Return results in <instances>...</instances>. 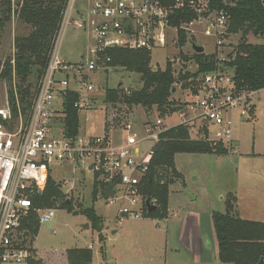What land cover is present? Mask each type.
Returning a JSON list of instances; mask_svg holds the SVG:
<instances>
[{
	"label": "built area",
	"instance_id": "2783aa9c",
	"mask_svg": "<svg viewBox=\"0 0 264 264\" xmlns=\"http://www.w3.org/2000/svg\"><path fill=\"white\" fill-rule=\"evenodd\" d=\"M210 2L66 0L49 62L27 119L21 110L14 117L7 91L6 104L0 107V264H29L33 246L23 244L24 221L32 213L40 224L55 216L54 208L38 207L34 201L45 191L55 162H71L90 172L104 191L109 187L115 191L108 199L111 204L120 200V215L142 217L147 198L143 180L162 132L185 124L190 127L192 138L233 147V130L237 127L233 113L238 111L240 117H247L248 111L253 110L252 98L257 91L237 88L233 70L225 71L226 58L217 50L218 67L200 74L196 90L190 89L195 97L167 114H179L180 121L173 126H167L159 117L144 123L143 134L139 136L133 131L134 125L126 122L125 140L114 144L109 134L89 137L81 136L80 131L67 134L61 122L65 91L84 93L87 97L98 90L89 75L110 68L106 64L111 60L109 49L152 52L173 42L180 30L188 29L186 32L192 39V28L197 24L204 26L206 36L215 38L216 49L225 46L230 40L229 15L211 8ZM179 9L193 11L196 16L175 25L171 17ZM68 26H74L86 38L85 54L79 61L69 62L61 57L62 39ZM75 105L80 114L89 103L79 100ZM148 142L154 145L148 148Z\"/></svg>",
	"mask_w": 264,
	"mask_h": 264
},
{
	"label": "rangeland",
	"instance_id": "374dc122",
	"mask_svg": "<svg viewBox=\"0 0 264 264\" xmlns=\"http://www.w3.org/2000/svg\"><path fill=\"white\" fill-rule=\"evenodd\" d=\"M18 1L12 0L13 9ZM0 22L4 25L0 26V62L3 64L14 56L15 37L28 34L31 28L15 13L5 21L0 12ZM192 30V39L205 46V54L217 50L226 58L225 62L230 60L228 55L240 38L239 34H232L225 46L216 49L215 38L204 34L203 25L197 24ZM248 39L252 43H264L263 37L250 35ZM85 47L83 32L68 26L62 39L61 57L69 62L79 61L85 54ZM182 54L191 57L194 51L188 45H181L177 36L173 42L150 52V65L165 69L169 61L176 75L196 72L195 59L185 60ZM224 66L225 71L230 70L226 64ZM89 80L99 87L87 97L84 93L80 95V101L89 103L79 114L81 136L109 134L111 141L118 144L128 134L123 127L126 122H131L133 131L142 136V125L149 120L161 117L167 126L180 121L178 113L147 116L142 106L128 111L124 105H119L113 121L114 109L104 102L105 89L121 84L126 90H136L142 86L140 75L124 67H110L92 73ZM181 84L173 98L183 103L195 96L191 88ZM71 87L79 88L75 84ZM6 88L5 82L0 80L2 108L7 100ZM252 103L253 110L248 111L247 117H240L238 111L233 113L237 127L233 130L234 143L229 154H176L175 167L181 177L169 186L168 216L165 218L120 215V200L111 204L102 192L97 198L93 196V174L71 162H55L52 177L61 186L63 196L50 206L55 216L40 224L33 240L37 256L43 264H68V249L88 248L94 264H219V242L213 222L215 211L225 213L227 200L237 198L234 203L241 217L264 222V89L256 92ZM153 145L154 142L146 144L148 148ZM66 201L71 206L65 205ZM86 208H94L101 227L94 225ZM206 256L209 257L207 261Z\"/></svg>",
	"mask_w": 264,
	"mask_h": 264
},
{
	"label": "trees",
	"instance_id": "16d2710c",
	"mask_svg": "<svg viewBox=\"0 0 264 264\" xmlns=\"http://www.w3.org/2000/svg\"><path fill=\"white\" fill-rule=\"evenodd\" d=\"M5 21L15 13L19 19L30 26L26 35L15 37V53L3 64L0 62V80L5 82L14 117L21 110L27 119L37 92L39 80L49 62V55L59 30L62 11L66 0H19L13 9L12 0H0ZM210 7L225 11L229 15L228 36L240 35L234 50L228 55L226 66L233 70L237 88L247 90L264 89V43H252L249 36L264 38V0H211ZM196 16L189 10H176L171 17L175 25L190 21ZM0 26H4L0 22ZM189 35L184 30L179 32L181 45H187ZM109 67H124L127 71L140 75L142 86L136 90H126L121 84L106 88L104 102L112 105L117 118L119 105L128 111L134 106H142L147 116L157 113L165 116L182 106L173 98V89L181 84L185 88L196 90L200 74L213 71L218 67L217 53H194L191 57L182 54L185 60L194 58L196 72L175 74L171 62L165 69L154 70L150 65V51L146 49L113 48L107 51ZM32 79V80H31ZM80 94L71 90L65 91V102L61 122L67 134H77L80 128L79 109L75 105ZM150 121V120H149ZM107 127H110L108 123ZM231 147L214 144L203 138H192L190 127L185 124L173 126L162 132L160 142L155 146L147 176L143 180V191L147 197L156 200L153 204L157 210L149 213L144 207L143 216L165 218L168 216L170 184L180 178L175 167V156L178 153L229 154ZM102 189V190H101ZM104 193L103 187L95 181L93 196ZM63 196L61 186L51 177L45 191L34 198L38 207L50 206ZM227 200L225 213L215 211L213 222L219 242V264H257L264 255V222L241 217L236 211L235 200ZM65 205L71 206L68 201ZM85 211L92 218L94 225L99 226L94 208ZM40 223L35 213L24 221L25 237L23 244H33L39 231ZM101 227V226H99ZM33 246V245H32ZM29 264H43L34 247ZM68 264H94L91 249L73 248L67 252Z\"/></svg>",
	"mask_w": 264,
	"mask_h": 264
},
{
	"label": "water",
	"instance_id": "95a60500",
	"mask_svg": "<svg viewBox=\"0 0 264 264\" xmlns=\"http://www.w3.org/2000/svg\"><path fill=\"white\" fill-rule=\"evenodd\" d=\"M187 45L191 47V49L195 52V53H204L205 51V46L201 45L199 43H197L196 41H194L193 39L189 38ZM176 91V88L173 89V92ZM104 196L105 197H109L110 195L115 194V191L112 189V187H109L106 191H104ZM146 207L149 213H153L157 210L158 206L156 204H153L151 201L150 197L146 198ZM78 213V212H76ZM88 227V226H87ZM257 264H264V255L261 257L259 263Z\"/></svg>",
	"mask_w": 264,
	"mask_h": 264
},
{
	"label": "crops",
	"instance_id": "0c3cea01",
	"mask_svg": "<svg viewBox=\"0 0 264 264\" xmlns=\"http://www.w3.org/2000/svg\"><path fill=\"white\" fill-rule=\"evenodd\" d=\"M205 258H206L205 261L209 260V257L208 256H206Z\"/></svg>",
	"mask_w": 264,
	"mask_h": 264
}]
</instances>
